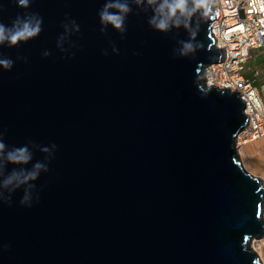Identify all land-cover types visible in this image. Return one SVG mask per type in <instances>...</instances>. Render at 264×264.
Here are the masks:
<instances>
[{"label": "water", "instance_id": "95a60500", "mask_svg": "<svg viewBox=\"0 0 264 264\" xmlns=\"http://www.w3.org/2000/svg\"><path fill=\"white\" fill-rule=\"evenodd\" d=\"M105 3L0 0L7 26L43 18L37 37L0 45L14 61L0 67L3 142H34L32 161L6 174L48 166L31 207L23 188L0 201V264H264L250 245L264 236V182L234 147L243 102L201 74L220 59L212 17L193 41L203 48L182 57L188 32L152 29L134 0L126 32L102 34ZM52 144L48 160L41 149Z\"/></svg>", "mask_w": 264, "mask_h": 264}, {"label": "clouds", "instance_id": "9594fccd", "mask_svg": "<svg viewBox=\"0 0 264 264\" xmlns=\"http://www.w3.org/2000/svg\"><path fill=\"white\" fill-rule=\"evenodd\" d=\"M18 6L24 9L30 7V0H17ZM134 2L147 12L150 10L151 15L148 19L149 26L161 33H168L173 28H184L189 34V40L180 41L181 48L179 56L186 57L196 51L197 48H203V43L194 44L198 32L200 31L201 23L211 19L216 0H134ZM3 11V6L0 5V12ZM132 13L128 0H106V3L100 9L98 15L100 19L102 34L106 33L109 25L118 30L121 34L126 32V20L129 14ZM43 18L38 13H27L24 16L17 15L11 22V26L0 23V45L5 43L9 47L18 46L22 42H27L30 39L37 37L42 29ZM72 24L76 31H79V26L75 21ZM113 48V52H117ZM107 55V52L104 53ZM45 57L50 53L45 51ZM17 59H25L17 57ZM14 66V61L7 57H0V67L5 70H11ZM29 144L34 142L29 141ZM29 144L21 147L8 146L3 142V133H0V201L11 204L12 194L23 188L24 194L20 200L23 206H32V190L35 189L33 183L40 176L41 171L47 172V163L37 161L31 169L25 167L13 168L11 172L6 174L8 164L12 165H28L33 159V153L30 151ZM56 145L52 144L49 147H43L41 151L48 153V160L52 157ZM7 190L9 195L4 196L3 192ZM37 201L39 197H36Z\"/></svg>", "mask_w": 264, "mask_h": 264}, {"label": "built area", "instance_id": "2783aa9c", "mask_svg": "<svg viewBox=\"0 0 264 264\" xmlns=\"http://www.w3.org/2000/svg\"><path fill=\"white\" fill-rule=\"evenodd\" d=\"M213 13L209 29L220 59L204 65L201 74L206 86L235 90L243 102L246 121L234 138L239 156V147L264 136V97L241 74L253 50L264 49V0H216Z\"/></svg>", "mask_w": 264, "mask_h": 264}, {"label": "crops", "instance_id": "0c3cea01", "mask_svg": "<svg viewBox=\"0 0 264 264\" xmlns=\"http://www.w3.org/2000/svg\"><path fill=\"white\" fill-rule=\"evenodd\" d=\"M244 64L245 70L242 76L249 79L264 97V49L253 50L252 55L245 60ZM250 143H255L252 157L256 163V172L253 174L264 178V136Z\"/></svg>", "mask_w": 264, "mask_h": 264}, {"label": "bare ground", "instance_id": "6f19581e", "mask_svg": "<svg viewBox=\"0 0 264 264\" xmlns=\"http://www.w3.org/2000/svg\"><path fill=\"white\" fill-rule=\"evenodd\" d=\"M254 142V141H252ZM249 144H251L250 142H248V144H244L241 147L238 148V154L240 158V161H242V166L245 167V169L249 172L254 171L256 168L253 166V164H251L250 162H247L245 153H246V148L248 147L249 149ZM254 148V147H253ZM264 180V179H262ZM252 249H254L257 254L259 255L262 263H264V236L259 237V238H254V240H251L250 243Z\"/></svg>", "mask_w": 264, "mask_h": 264}, {"label": "rangeland", "instance_id": "374dc122", "mask_svg": "<svg viewBox=\"0 0 264 264\" xmlns=\"http://www.w3.org/2000/svg\"><path fill=\"white\" fill-rule=\"evenodd\" d=\"M245 65V64H244ZM244 65H243V68H242V70H241V74L243 73V71L245 70L244 68ZM255 143H251V144H249V149H248V147L246 148V153H245V156H246V159H247V162H250L251 164H253V166L254 167H256V163H255V161H254V159H253V157H252V153L254 152V148H253V145H254ZM241 158V157H240ZM241 163H242V161H241ZM243 165V164H242ZM244 167V166H243ZM245 168V167H244ZM254 172H256V169L254 170V171H252V174L254 173ZM251 173V172H250ZM262 179H264V178H262ZM254 240V239H253Z\"/></svg>", "mask_w": 264, "mask_h": 264}]
</instances>
